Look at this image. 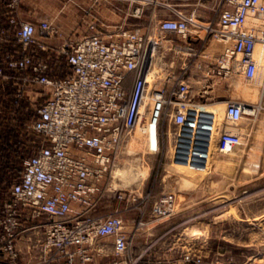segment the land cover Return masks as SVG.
I'll return each instance as SVG.
<instances>
[{"label": "built area", "instance_id": "1", "mask_svg": "<svg viewBox=\"0 0 264 264\" xmlns=\"http://www.w3.org/2000/svg\"><path fill=\"white\" fill-rule=\"evenodd\" d=\"M20 1L0 0L4 25H0V47L12 43L5 38L7 27L17 42V47L0 52V82L17 81L14 105L19 104L22 90L32 92L26 108L30 118L22 126L24 135H29L24 146L34 149L18 178L0 195V264H94L109 253L113 258L107 264H135L130 256L133 239L146 224L174 213V195L162 193L156 198L148 221L141 209V218L130 231L118 209L101 214L107 193L124 198L107 185L121 142L146 111L154 127L169 119L179 126L208 120L204 106L211 86L237 77L264 80V0H215L206 22L198 19L196 7H170L172 16L158 23L157 34L174 33L187 40L184 49L190 57L198 54L193 40L223 45L213 62L197 63L201 85L196 93L184 78L189 63L169 89L149 92L152 56L161 44L154 32L135 27L57 41L61 32L55 19L40 18L36 23L20 19ZM133 14L139 16L141 9ZM41 39L53 41L47 44ZM61 64L64 74L59 73ZM43 94L45 99L39 101ZM258 109L230 99L224 118L237 123L255 116ZM241 143L238 132L222 129L217 150L227 153ZM25 232L31 233L26 240L30 257L23 261L17 243ZM107 237L112 238L110 245L103 241ZM184 261L197 264L200 258L186 253Z\"/></svg>", "mask_w": 264, "mask_h": 264}, {"label": "rangeland", "instance_id": "2", "mask_svg": "<svg viewBox=\"0 0 264 264\" xmlns=\"http://www.w3.org/2000/svg\"><path fill=\"white\" fill-rule=\"evenodd\" d=\"M199 1L211 6L215 0ZM195 2L198 0H188L190 7ZM0 25L4 27L2 22ZM153 32L154 38L161 37L156 31ZM4 34L7 40L17 46L9 27ZM156 54V69L150 80L149 92L161 88V44L157 45ZM65 72V66L59 65V73ZM256 82L242 77L223 82L229 100L247 104L254 102L259 107L255 116H246L257 123L254 132H247V135L240 133L242 143L230 152L215 150L209 154L198 153V138H188L187 134L191 123L172 126L173 134L169 140L164 138L166 147L161 151V132L165 128L161 130V126H151L147 122V111L145 123L149 130L153 128V139L149 141L141 136L140 123L121 142L114 165L107 176V185L123 193L124 198L118 200L112 196L113 193H107L106 201L99 209L103 212L101 214L118 209L117 214L123 218L126 230L130 231L141 218V209L145 210L142 218L145 221L151 219L154 200L162 193L174 195L173 205L177 211L161 218V221L146 224L138 231L131 249L132 254H141L137 264H189L184 261L186 253L198 256L200 262L197 264H264V91L258 94ZM244 83L249 89L238 92L236 84ZM32 91L37 89L33 88ZM224 107V103L216 106L218 111L213 115L214 122L225 121ZM239 125L240 122H226L224 129L238 132ZM201 127L204 128L202 144L208 146L210 140L218 137V133L210 134L208 123L201 124ZM25 128H21V138H24ZM27 146L28 149L23 146V150L9 162L16 177L11 174L3 179L1 187H6L4 193L18 178L22 160L34 149L29 144ZM168 146L171 149L182 146L184 152L181 155L168 153ZM175 162L182 169L176 168ZM204 169L206 173L192 172ZM223 212L224 216L219 217ZM196 230H204L206 237L199 238L195 234ZM106 239L110 245L112 238ZM104 256L106 259L113 258L111 253Z\"/></svg>", "mask_w": 264, "mask_h": 264}, {"label": "crops", "instance_id": "3", "mask_svg": "<svg viewBox=\"0 0 264 264\" xmlns=\"http://www.w3.org/2000/svg\"><path fill=\"white\" fill-rule=\"evenodd\" d=\"M48 1V0H47ZM43 2V0H28L20 1L18 8V17L22 20H28L36 23L40 18L55 19V23L60 29L61 37L56 39L57 41H74L81 37L90 34L92 31L100 32L103 36L108 33H115L120 29L132 30L135 27H139L141 32H153L156 31L158 23L170 16H172V10L170 7H175L183 10H191L193 7L197 8V17L201 22H206L211 18L210 6L205 3L204 5L198 0L193 7H190L188 0H50V2ZM203 6V8H200ZM136 8L141 9V14L136 16L133 11ZM208 10V11H207ZM94 25V29H90V25ZM161 37V88L169 89L176 78L180 75L181 69L186 63H189L185 79L190 83L193 92L200 88V71L197 68L199 62H213L214 57L218 56L222 50L223 45L221 43L207 40L202 42L200 40H193L192 44L198 51L195 57H190L184 46L187 42L185 39L179 38L174 33H158ZM42 40V39H41ZM43 42L47 44L52 43L53 39H43ZM181 47L179 52L177 47ZM202 54H206L207 57H203ZM29 97L33 94L28 92ZM206 103L204 108L207 111L214 110L220 103H226L229 100V95H225L223 88V82L216 83L208 90ZM216 112L213 113V115ZM213 116L208 120H194L191 123L190 130L196 132L198 147L197 152L200 154H209L217 150V138L210 140V144L203 145V131L204 128L201 124H209L208 131L210 134H217L221 132L225 127V121L218 123L214 122ZM238 131L243 132L244 135L254 132L257 127V123L248 119V117H242ZM195 125V126H194ZM172 126H179L173 123L171 119L161 126V151L165 149V140L171 138L173 134L171 132ZM182 126V125H180ZM243 130V131H241ZM199 132V133H198ZM189 133V132H188ZM187 133V134H188ZM188 137V136H187ZM194 137V136H192ZM188 137V138H192ZM174 138V136H173ZM174 148V149H173ZM171 149L168 146V153L171 152L174 155H181L183 151L182 146H175ZM177 168L178 164H174ZM182 169V167H178ZM195 174H202L204 171L192 170ZM173 211L176 213V209ZM161 224V222H159ZM30 232H25L18 240V246L21 251L23 261H26L30 254L27 250V236ZM107 242V239H103ZM108 243V242H107ZM112 243V240H111ZM131 258L135 259V264L140 261V253L131 252ZM106 256H100L96 259L94 264H107L111 258L104 259Z\"/></svg>", "mask_w": 264, "mask_h": 264}, {"label": "trees", "instance_id": "4", "mask_svg": "<svg viewBox=\"0 0 264 264\" xmlns=\"http://www.w3.org/2000/svg\"><path fill=\"white\" fill-rule=\"evenodd\" d=\"M11 44H4L0 47V52L4 51ZM64 74V73H63ZM1 93H0V195L3 189L1 187L4 178H7L11 174L15 178V173H12L9 162L14 155L20 153L23 150V143L29 137L24 135V138L20 137L22 124L25 120H29L30 112L26 111L29 105V90H22V97L19 100L18 105H14V95L18 90L17 81L9 80L0 82ZM46 95H41L40 101L45 99ZM28 149V146H24ZM28 157V156H27ZM26 157V158H27ZM25 158V159H26ZM24 159V160H25ZM22 160V162L24 161ZM22 169L19 170L21 172Z\"/></svg>", "mask_w": 264, "mask_h": 264}, {"label": "bare ground", "instance_id": "5", "mask_svg": "<svg viewBox=\"0 0 264 264\" xmlns=\"http://www.w3.org/2000/svg\"><path fill=\"white\" fill-rule=\"evenodd\" d=\"M142 1H144V0H142ZM152 46H153V43L151 42L150 43V45H149V47H150V49L152 48ZM155 55H157L156 53H154L153 54V56H152V62H151V68H150V71H149V81L151 80L152 81V77H154L153 75V71L156 69L154 66H156V58H155ZM160 59H161V57H160ZM158 60V59H157ZM161 61V60H160ZM159 62V61H158ZM236 80V79H235ZM257 85H258V88L256 89V90H258V94L259 95H261V93H263V91H264V80L262 79V80H257ZM253 88V87H252ZM255 88V87H254ZM249 88L247 87V86H245V83H244V85H238V84H236V90L238 91V92H245L246 90H248ZM252 90V89H251ZM255 90V89H254ZM255 93H257V91L255 92ZM255 93H253V94H255ZM243 95V94H242ZM245 96V95H244ZM248 96V95H247ZM255 97V96H254ZM253 97V98H254ZM256 98V97H255ZM260 99V98H259ZM149 100V99H148ZM147 100V104H148V101ZM256 101V100H255ZM247 104V103H246ZM248 105H251V106H254V105H256V103H254V102H251V103H248ZM145 109H146V107H144V111H145ZM203 110V108L202 107H193V111H202ZM218 110L217 109H214L213 111L212 110H210L209 112H208V115H209V117H210V119L212 118V116H213V113L214 112H217ZM147 121V118L144 116V118L142 119V122H141V130H140V133H141V136L142 137H145V139H147V140H149V141H151L152 139H153V128H151L150 130L148 129V127H147V124L145 123ZM149 124H150V122L149 121H147ZM148 124V125H149ZM152 126V125H151ZM241 131H243V130H241ZM197 132V131H196ZM196 132H194L193 130L192 131H190L189 133H188V136L189 137H192V136H195L196 135ZM199 133V132H198ZM238 133L240 134V133H242L243 134V132H239L238 131ZM137 137V136H136ZM139 137V136H138ZM141 137V138H142ZM133 139V138H132ZM135 139V138H134ZM133 139V140H134ZM230 152V151H229ZM254 163V162H253ZM245 165V164H244ZM252 165V164H251ZM247 166V165H246ZM252 169V168H251ZM254 169V168H253ZM255 171V170H254ZM112 175V174H111ZM134 176V175H133ZM131 177V176H130ZM129 177V178H130ZM136 179V178H135ZM224 212H223V214H221L219 217H223L224 216ZM203 231V232H202ZM195 234L199 237V238H204V237H206V233L204 232V230H196L195 231Z\"/></svg>", "mask_w": 264, "mask_h": 264}]
</instances>
